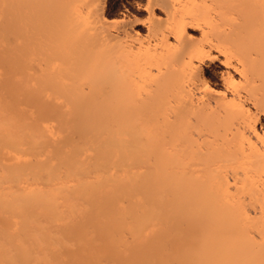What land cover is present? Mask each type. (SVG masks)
<instances>
[{"label": "bare ground", "instance_id": "obj_1", "mask_svg": "<svg viewBox=\"0 0 264 264\" xmlns=\"http://www.w3.org/2000/svg\"><path fill=\"white\" fill-rule=\"evenodd\" d=\"M11 1L27 3L26 2L27 0H11ZM29 1L31 0H28V2ZM59 1L65 3L67 6L68 5H71L74 7L76 6H86L87 7L88 6V10L91 9L92 7H95V9L97 8L96 9L97 12H99L98 6L100 5L99 2H101V0H59ZM214 1L216 4H218L217 7L219 8L220 13H218L217 15L218 18L216 16L217 20L214 19V22H210L213 19L208 20L207 15L205 14L206 12L205 10L208 9L207 7H209V5L207 4L204 5L201 0H168L169 9H168V12L166 13L163 12L164 13L163 16L165 17L164 21H159L160 20L159 19L157 20V22L155 23L153 22L154 25L152 28L147 29L148 34L156 33L160 38L159 43L161 44L160 49L162 51V54L157 59L155 58L153 59L150 54L146 53L145 56L147 55H150V56H147L148 58L145 57L146 61L144 62L143 65L138 64L139 62L140 64L142 63L141 62L142 58H140L141 61L138 60L139 58L138 59L136 58L139 61L138 63L137 61L135 62L130 61V60L126 61L124 59V62L125 61L126 62L125 63L122 62L121 64V61H123L122 59L119 65L116 60L115 63L112 62L113 64H116V66L115 67L113 65L110 66L111 68L114 67L113 70L109 66L106 68L103 67L104 64H101V61H100V64L97 65V67L100 66V68L97 69V71H95L94 79L96 81L95 80L92 81V82L94 81L97 82L100 87L98 89V85H96L97 83H95L96 86L94 87L92 86L93 88L90 87L88 89V93L89 91L92 92L91 89H93L94 91L95 87H97L96 90L92 92V94L93 93L95 94V92L96 94L105 93L106 95L105 94L104 95L101 94V95H103V97L107 96L104 98V100H106L105 105L104 107L102 106V108L104 109L101 108L100 110H104L106 112V120H104L103 118L104 120L103 130H105L108 135V136L107 135H104V136H107L108 138L106 137L104 141H101L102 139H100L98 145H95V146H89L91 145L90 143L91 141L89 142L90 144L86 146L85 149L89 150L88 152L91 151V154L94 153V156L89 154L90 155L88 156L89 162L91 160L92 161L90 162L89 165L87 164V162H85L86 165H88V167H86V165L84 164L85 167H83L84 168L83 170H81L82 169L81 166L84 162H82L81 160H75L73 155H76L82 150L83 145L81 144H83L82 142L87 140L88 138L87 136L83 137V138L85 137L87 138H85L84 140L82 139L83 141H81V144L79 145H76L77 141L74 142L75 145L74 144L73 145L70 144L71 146L68 145L70 147H74L75 149V150L72 149L73 158L71 157L62 158L61 154L60 156L58 154L59 149L55 150L54 159L57 160L58 158L59 160H57L58 163L56 165H53L50 163L51 157H50L49 162H47L46 160L40 159V156L42 154V150H41L42 144L44 143L43 140H44V137L46 136L43 134L42 131L41 132L34 131L35 133H32V135L28 134L31 132V130L30 132L25 131L24 129L21 131L20 129L21 122H20L19 116L16 120L0 122V213L1 212L3 214L5 213L7 218L9 216L10 219H13V218L18 219V218L23 217L26 219L28 218L29 221L30 219L33 220V215L35 216L34 212L35 210H38V209L44 210L45 213L48 212L51 214L53 212L52 215H54V213H57L56 212V209H57L56 199L58 196L57 193L63 191V189H64L63 193L65 192V189H66V192H68L69 191L68 189H71V188H72V191L74 190V192L75 191L77 192V190H79L81 194L83 195L85 194L86 197H88L91 194H93V191H94L92 190L94 188L92 186V183L93 184L95 183V185L99 187L102 185L104 186V184L109 183V181L114 182V183L118 182V180L121 179L122 177L121 174L123 172L124 173H128V171L130 172V165H131L130 163L132 162L137 163V160L138 159L141 160V158H143V161L150 158L149 160L151 161V158H152V162L154 161L155 164L154 163H151V164L154 168L155 167L156 168L154 169L152 168V166H150V168H152L151 171H153V169L154 171L153 173L151 171L149 173H152V175L156 176L154 177L155 182L153 181L152 175L148 173L149 176L151 175L150 176L151 179L149 180H152L154 183L150 185L152 181L151 182L147 181L149 183L150 188L143 195V197L149 194L148 196L149 198L145 197V199L146 200L148 199L149 202L145 201L148 204L146 206L145 204L143 205L144 207L143 214H137L129 218L130 227H129L128 235L130 238L128 239H131V240L136 239L137 241L138 237L140 236L142 237L144 236V234L150 231H151L150 235H152L153 230L168 231V223L170 221L168 222L167 219L170 214L166 216L167 218L165 219L163 216L164 214L161 215L160 214L161 211L159 212L158 210L165 209V211H167L166 209H168L169 207L173 209L174 207H171V204L172 203L174 204V202L171 203L170 201L171 204L169 203L170 205L168 207L169 199L166 201V200H163V198L168 197L169 193L171 194L173 192L174 194L177 193L180 197L183 196L181 200L184 199V201H183V205L181 204L182 202L180 203V205L183 206V211L181 208H179V206L177 207L176 204L179 205V203L176 202L175 207L181 209V211L178 210L176 212L175 210H177V208H174L175 209L174 212L176 213L174 214V212L172 211L173 214H171V216L169 217V220L172 221V224L170 223L169 224L172 227L173 226L176 227V229H174L173 227L174 229L173 230L172 227L169 226L171 227L170 229H172V232L175 233L174 236H172L173 233L172 235L168 236L169 231L160 232V236L156 241L150 239L152 238V236L151 237L149 236L150 238H148V240L150 239L151 241H155V242H153L151 246L146 247L147 246L145 245L146 240H144L145 243L143 245H145L147 250L144 251V254L142 255V261H143V257H145L144 258L146 260L145 262L149 264H172V262L173 264H264V0H239L242 2L241 4L237 0L236 1L235 0H214ZM151 2L152 0H147V5H150ZM78 8H75V9L77 10ZM75 9L74 11H76ZM210 11L206 13H210ZM97 12H95L94 16L93 14H91L93 18L95 17ZM74 14H73L74 18L77 15H79L78 13H76V15ZM100 14L102 15V13L99 12V15ZM234 14H238L237 19L232 17ZM208 16H211V15H208ZM77 17L81 20L83 18V15L77 16ZM212 17L213 16H211V18ZM200 18L204 23V24H201L202 30L200 32L201 36H199L201 37V39L200 41H195L196 40L195 38L194 40L191 38V36L187 35L186 30L187 29L194 30L193 28L194 26H199L198 20ZM58 19H59V16H58ZM59 20L57 21L59 22ZM74 21L76 20L74 19ZM80 25H82V23ZM59 26L60 25H58V27ZM54 27L56 28L57 26H54ZM149 27H150V24H149ZM61 29H63V26ZM74 31H75L74 27L69 28L68 31H66L65 33L70 36H66L65 38L63 36V38H60L61 42L59 41V44L65 47L71 45L72 47V44L74 43V40H75V36L73 35ZM110 31H113V30H110ZM197 32H198V29H197ZM212 33H215L214 40L210 38ZM153 37L154 36H152V38ZM6 42L8 43L9 40L6 39ZM79 46H81V44ZM150 46L148 48L151 50ZM6 47L8 48V46ZM6 47L3 46L1 50L8 51ZM156 47L158 48V46ZM77 49H79L78 46L76 50ZM40 50L42 51V49ZM83 50L80 51V53H75L72 50L71 53L73 52V57L72 55L69 54L71 56L70 61L72 58L74 59L78 57L79 55H82V57H85L90 54V49H86L85 51ZM155 51H153L154 54L157 53ZM56 53L57 52H55L54 55H57V56L54 57L53 55L54 61H56L57 60L56 58L59 57L58 54ZM129 53L131 52L129 51ZM124 57L125 56L123 55V58ZM63 58L64 57H62V59ZM50 59L52 60V58ZM60 59L61 58L59 57L58 62H60ZM76 59H74V62H77ZM70 61L68 60L65 63L68 65ZM65 63L64 65H66ZM73 66L75 68V65ZM201 66H204V67L213 66V68L215 69V73L218 76V80L220 81L219 86L221 85V90L214 91L213 89L210 88L208 82L204 81V79L203 80L199 79L196 73L200 72L199 70ZM103 68L106 70H104ZM147 68H149L148 69L149 72L150 71L156 72V74L153 75L154 77L153 80L155 81V86H154L155 91L153 90L152 92L154 95L151 94L152 96L148 98H143V99L141 97L138 98L139 95L138 96L136 95L137 97L136 96L131 97L130 90L132 91L131 93H134V91H137L136 90L137 84L135 85V83H132V80H129V78L135 72H137V75H141ZM162 70H165L164 71L165 73ZM137 75L136 74L134 75L135 78L137 77ZM98 81H101V84H99ZM136 81L137 80H135L134 82ZM82 83H85V82H82ZM129 83L130 84L132 83L131 84L132 86ZM75 84L76 83H74V85ZM87 84L89 83L87 82ZM85 85L84 87L83 86L82 87L85 88ZM134 87H136V89ZM78 90H80V88L73 90V92L75 91L76 94H78L77 93ZM97 90H98V93H97ZM79 93H84V91L79 92ZM151 99H156L160 103H158L157 105L149 104ZM9 105L6 107L7 109H9ZM33 106H34L33 108L37 107L35 105ZM51 108L52 107L50 106L43 107V108L38 107V108H35L33 111L37 112V114L40 115L41 118L46 119L47 117H44V116L46 115L47 112L50 113ZM85 108L86 107H84V109L82 110V113L83 111L87 110V108L89 109L91 107H87L86 109ZM0 110H2V107H0ZM96 110L97 109H94L93 107L92 112H95ZM52 112H53V109H52ZM41 113L45 115H43L42 117ZM48 113H47V116L49 115ZM0 114L3 116L2 113ZM8 116H6L7 119H8ZM50 116H48V118H50ZM48 118H47V121L49 123L50 122L49 120L51 119L48 120ZM77 119L78 117L76 118V120ZM54 120L56 121L58 119H53V121ZM89 120H90L89 121L90 124H87L88 121L87 123L85 122L87 125L84 128H87L89 130V129H92L98 126V125H91V120L93 122V119H89ZM59 121L61 122V120ZM24 122L25 121L23 120V123ZM64 122L63 121L61 122V126H62V123ZM12 128H19L20 130L18 129L19 131L17 130V132L12 133ZM57 128L58 127H56L55 129ZM76 128H79V127H76ZM32 130H35V129H32ZM23 131L28 132V133L26 134ZM62 133L64 135L67 132L66 133L62 132ZM84 133H85L84 135H88V133L86 134V131ZM92 134L94 135L93 132H91V135H88L89 136L88 139H90V136H93ZM167 138H168L167 142H169L172 145V151L171 152L169 151L170 153L168 155H167L168 149L166 150L167 152L165 150L161 151L159 149H156L157 151H153V150L148 151V149H146V146H149L150 143L156 142V144L159 145V142L161 144V142L165 141ZM66 143L69 144L71 142L67 141L65 142V145H67ZM92 143L96 144L94 143V141ZM165 144L167 143H164L163 145ZM168 147H169V144H168ZM2 148H5L11 152L7 151L8 153H3L4 151L3 150H2L3 152L1 151ZM46 154L47 153L44 152V155ZM144 157H147V158L145 159ZM5 160H7L10 163L5 162ZM168 162H169V168H170L169 173H168ZM191 163L192 164L196 163V165L198 163L199 166L198 165L197 166L200 167L199 169L198 167L196 168L198 169V171L194 168H189V165L190 167L191 166L193 167L195 165V164L192 165ZM190 169H194V172L196 174L191 171V175H190V171H189ZM168 174L170 175L169 179H168ZM134 175L136 174H133V176ZM157 175L159 178L157 177ZM142 176H141L142 180L140 179L141 183L143 182ZM146 176L147 175L145 174L144 177L147 179L149 176L147 177ZM123 180H127V179H124L123 177ZM133 183L137 184V182L136 183L133 182ZM145 184L147 186V183ZM138 185L140 186V184ZM138 185H137V189L140 188V191H141V188L143 186L139 187ZM129 186H130V183H129ZM146 186L144 185V187ZM89 187H92V189L90 190ZM168 188L172 191L168 192ZM88 189L89 191H87ZM119 189L120 188H118V190ZM137 191L139 192V190ZM101 193L103 194V192ZM77 194L79 193L77 192ZM59 196H63V195H59ZM173 197L171 198L172 201H174V199L177 196L175 198ZM179 199L180 198H178L175 201H178ZM142 200L143 198H141L139 203H141ZM80 203L82 202L80 201ZM163 205H166V206H163ZM91 206H93V202ZM155 206L159 207V209L156 212L151 211L146 214L145 209H148V208L150 209ZM171 210L169 209V211ZM130 215H133V214H130ZM89 219L90 218H88V220ZM94 219H93L94 223L97 224V222H95ZM100 219L102 218L100 217ZM120 219H122V216H120ZM36 220H39V219H36ZM101 222L103 223L104 221H101ZM12 223L13 222H11L10 220L5 221V219L0 218V224L2 225L3 228L4 227L8 228L11 225L14 226V224ZM90 223L92 224V222ZM24 224L26 226L27 223L25 222ZM110 224L111 222L106 223L105 225L102 224L103 226L101 225L100 227L103 230L109 231L107 229H109L108 226L112 225ZM47 225H48V222H47ZM86 225H87V222H86ZM68 226H69V223H68ZM70 231L72 232V230ZM25 232L26 231H23V235ZM80 232H82L85 235L83 231H80ZM80 232L79 234H81ZM2 233L4 234V232ZM62 233L63 232H61V234ZM65 233L67 234V232ZM89 234H91V232ZM87 235L88 234H86V236ZM27 236L30 237L29 234ZM78 236L76 237L78 238ZM84 237L80 236L78 240H76L77 238H74L75 240H73V243L78 244L79 242H81L80 239L82 238L85 239ZM127 237H124L122 234H119L118 231L115 233L111 232V234L106 238L107 243L105 244V247H102L103 249L102 254H104L105 257H108V256L115 257L114 253L110 251L111 249H109V246L114 241L116 242L120 241L119 244L126 245ZM47 238L49 237L47 236ZM70 238H73V237L71 236ZM170 239L176 240V243L175 245H173L174 247L172 248L168 247V242ZM26 242H24L23 244H25ZM92 242H93V238H92ZM28 243H27V246H28ZM47 243L50 244L51 242L50 243L47 242ZM81 243H85V242L83 241ZM131 243L132 242H130V245ZM68 244L69 243H67L66 245ZM20 245L22 247V244ZM72 245L73 247H75L74 244ZM34 246H38V245H34ZM95 246L97 247V245ZM25 247H26V244H25ZM53 247L54 246H52V248ZM65 247H68V246H64V248ZM184 247L186 248L184 249ZM54 248L53 250L55 251L56 249ZM64 248H61V249H64ZM140 248L142 249V247ZM26 249L28 248L26 247ZM51 249L48 250L47 248L46 252L47 250L51 251ZM129 249H133V248H129ZM42 250L44 249L42 248ZM151 251L153 252V256H150ZM52 252H50L51 256L53 254ZM125 252L126 251H124L123 253L126 254ZM15 253H13V255ZM77 253H80V251H78ZM137 253L138 252H136V254ZM58 254H56V256ZM138 254L140 255V252ZM45 255L49 256L50 254H45ZM61 255L63 256L64 254H61ZM90 255H93V254H90ZM16 256H19V255L16 254ZM56 256L54 255V257ZM92 257L95 258L94 256ZM116 257L119 258L120 256H116ZM27 258H29L30 260L31 257H27ZM59 258H61V256H59ZM75 258L78 259L77 256ZM118 258L116 260H119ZM135 258H137V256ZM72 259L74 258H71V260ZM1 260L2 259L0 258V261ZM112 260H115V259L113 258ZM138 260H139V256H138ZM5 261L7 264H17L19 262L18 261L17 263H15V260L10 257L7 258ZM61 261L62 262L64 261L63 258ZM91 261H89V263ZM128 261L127 262L130 263L129 259ZM56 262L54 263L57 264ZM72 262H74V260ZM84 264L86 263L84 262Z\"/></svg>", "mask_w": 264, "mask_h": 264}, {"label": "rangeland", "instance_id": "obj_2", "mask_svg": "<svg viewBox=\"0 0 264 264\" xmlns=\"http://www.w3.org/2000/svg\"><path fill=\"white\" fill-rule=\"evenodd\" d=\"M57 1H58V3H57ZM201 1H202V3L204 5H206V4L209 5V7H207L208 9L205 7L207 9V10H205L206 12H209L211 10L210 13H206L205 12V14L207 15V19L208 20L213 19L210 22H214V19L217 20V18H218L217 15H218V13H220L219 12L220 11L219 8L217 7L218 4H216L214 0H211V2H210V0H201ZM212 1H214V2H212ZM237 1H239V0H237ZM26 2L27 3H25V2L24 3H22V2H14V1H11V0L10 1H8V0H0V10L2 11V12L0 11V14H1L0 15V29H1L0 30V105H1L0 107H2V110H3V112H2V110H0V113L3 114V116L0 114V122L16 120L18 118V116H19L20 122H21V128H20L21 131L24 129L25 131L30 132V130H31V132H30L31 134L28 133V132L23 131L26 134L28 133L29 135H32V133H35L37 131H40V132L42 131L43 134L46 135L44 137V140H43L44 143L42 144V149H41L42 150V154L40 156V159L46 160L47 162H49L50 157H51L50 163L53 164V165H56L58 163L57 160H59V159L58 158H57V160L54 159V154H55L54 151L59 149V151H58L59 153L58 154H59V156L61 154L62 158H66V157L73 158V156H74L75 160H81L82 162H84L82 164V166H81L82 169L79 167L81 170H83L84 169L83 167H85V165H86L85 162H87V164L89 165L90 162L92 161L90 159L91 161L89 162V159H88L89 157L88 156H90V155L94 156L93 152H92L93 154H91V151L88 152L89 150L85 149L86 146H88L90 143H91V145H89V146L98 145L100 139H102L101 141H104V139L108 136L106 131L103 130L104 129L103 122H104V120H106V112L104 110H100L102 108V106L104 107L105 102H106V100H104V98L107 97V96L103 97V95L105 93L96 94V92H95V94L94 93L92 94V92H94L97 87H95L94 91H93V89H91L92 92L89 91V93H88V89L90 87H92V86L94 87V86L98 85V83L95 82L96 80L94 79L95 78V71H97V69L100 68V66L97 67V65L100 64V61H101V64H104L103 67H105V68L108 67V66L110 67L112 65L115 67L116 64H113V63H115L116 60H117V63L119 65L120 61L122 59H123V61H121V64H122V62H124V59L126 61L127 60L134 61V62L137 61V63H138L139 62L138 60L141 61L140 58H142V61H141L142 63L140 64V62H139L138 64L139 65H143L144 62L146 61L145 57H147V56L151 55V57L153 59L154 58L157 59L158 57H160V55L162 54V51L160 49L161 44L159 43V39L160 38H159V36L156 33L148 34L147 33V29L148 28H152L154 23L157 22V20H159V19H160L159 21H164L165 17L163 15H164V13L168 12V9H169L168 8V0H154V1L152 0L150 5H147V0H101V2H99L100 5L98 6V9H99L98 11L100 13H102V15L101 14L99 15V12H97V10H96L97 8L95 9V7H92L91 9L88 10V6L87 7L86 6H76V7H74V6H71V5L67 6L65 3L60 2L59 0H49V1H47V0H44V1H42V0H33L32 1L31 0V1H29L30 3L27 0ZM239 2H240V4L242 3L241 1H239ZM239 2H238V4H239ZM214 4H216V5H214ZM84 7H85V9H84ZM75 8H78V9L76 10ZM74 9L76 11H74ZM161 10H163V11H161ZM77 11H79V12H77ZM95 12H97V13H96L95 17L93 18ZM216 12H217V14H216ZM76 13L79 14L77 16L83 15V18L81 17L82 18L81 20L77 16L74 18L73 14L76 15ZM53 14H54V16H53ZM91 14H93V16ZM208 15H211L213 17L211 18V16H208ZM234 15L232 17L237 19L238 18V14H234ZM58 16H59L60 20L58 19ZM216 16H217V18H216ZM56 19L59 20V22ZM74 19L76 21H74ZM81 23H82V25H80ZM198 23H199L198 24L199 26H194L193 27L194 30H190V29L186 30L187 35L191 36L192 39L195 38L196 39V40L194 39L195 41H200L201 37H199V36H201L200 32L202 30V25L201 24H204L203 21L201 20V18L198 20ZM149 24H150V27H149ZM58 25H60V26L58 27ZM147 25H148V27H147ZM54 26H57L59 29L57 27L55 28ZM62 26H63V29H61ZM73 27H74V30H75L73 32V35L75 36V40H74V43L72 44V47H71V45L70 46H66V47L65 46H61V44H59L60 38H63V36H64V38L66 36H70V35H67L65 32L68 31L69 28H73ZM64 28H65V30H64ZM109 29L113 30V31H110ZM197 29H198L199 33L197 32ZM85 30H87V31H85ZM15 33L16 34L18 33L19 35L18 34L16 35ZM152 36H154L155 38L154 37L152 38ZM210 38L212 40H214L215 39V33H212ZM6 39L9 40L8 43L6 42ZM79 41L82 42V43H80ZM140 41H142V42H140ZM5 43H6V45H5ZM50 44H51V46H50ZM53 44H54L55 47L53 46ZM80 44H81V46H79ZM89 44H91V45H89ZM3 46L4 47L8 46V48L6 47V49L8 51L1 50V48H3ZM77 46L79 47V49L76 50ZM140 46H142V47H140ZM149 46H150L151 50L148 48ZM156 46H158V48ZM80 47H81V49H80ZM93 47H94V49H93ZM39 48L42 49V51ZM58 48H59V50H58ZM71 49L73 50V52H75V50H76L75 53H80V51H82L83 49H85V50L86 49H90V54L85 56V57H82V55L78 56L76 54L78 57H76L77 59L76 58H74V59H76L77 62H74L73 58L70 61V58H71L70 55H72V57H73V52L71 53V51H72ZM154 49L155 50L157 49V50L155 51ZM85 50H83V51H85ZM124 50H125V52H124ZM128 50L131 53H129ZM153 51L157 52V53H155L156 55L154 54ZM3 52H5V53H3ZM55 52H57L56 54H58V56L61 58L60 62H58L59 57L56 58L57 60L55 59L57 62L54 61V57L57 56V55H54ZM125 53H127V54H125ZM146 53H148L150 55L145 56ZM151 53L153 54L154 57L152 56ZM53 55H54V57H53ZM123 55L126 58L125 57L123 58ZM48 57L52 58L53 61L50 58H48ZM62 57H64V58L62 59ZM127 57H128V59H127ZM151 57H149V58H151ZM136 58L137 59L139 58V59L137 60ZM68 60L70 61L71 64L74 63L73 65H75V68L70 63L68 65L65 63ZM63 61H64V63L66 65H64ZM60 64H62V65H60ZM113 68H111V69L113 70ZM72 69H74V70H72ZM86 69H87V71H86ZM111 69H109V70H111ZM148 69L149 68H147L146 70H148ZM151 69H152V67H151ZM81 70L83 71V73H82ZM104 70H106V69H104ZM146 70L141 74L143 76L137 75V72H135L133 74L134 75L136 74L137 77L135 78V76L132 74L131 77L129 78V80H132V83H135V85L137 84L136 85L137 89H136V87H134L137 91H134V93H131L132 91L130 90V96L131 97L139 95L138 98L141 97L143 99V98H148V97L154 95L153 92H152L153 90L155 91V87H154L155 86V81L153 80V78H154L153 75H155L156 72L155 71H150L149 72V70L148 71H146ZM162 71L164 72L165 70H162ZM199 71L200 72H197L196 75H198L200 80L204 79V81L208 82L210 88L213 89L214 91L221 90V85L219 86L220 81L218 80V76L216 75L215 69L213 68V66H211V67L210 66L209 67L201 66ZM139 76H141V77H139ZM140 78L141 79L143 78V79L141 80ZM93 80H95V81L92 82ZM135 80H137V81L134 82ZM81 81L85 82V83H82ZM87 82L90 85L87 84ZM91 82H92V84H91ZM98 82H99V84H101V81H98ZM74 83H76V84L74 85ZM95 83H97V84L95 85ZM84 85H85V88H83ZM99 87L100 86L98 85V89H99ZM78 88H80V90L77 91L78 94H76L75 91L73 92V90L78 89ZM64 91H66V92H64ZM83 91H84V93H79V92H83ZM69 92H70V94H69ZM97 93H98V90H97ZM101 94H103V95H101ZM133 94H135V95H133ZM5 101H6V103H5ZM33 102L36 103V104H34ZM9 103H10V105H9ZM158 103H160V102L157 101L156 99H151L149 104L157 105ZM5 104L9 105V109L6 108L8 105L6 106ZM33 105L37 106L35 108H38V107L39 108H43V107H47V106L52 107L50 113L47 112L49 114L48 116L53 114V115H51L52 117L50 116V118H48L47 113H46V115L41 113L42 117H43V115H45L44 117H47L48 120L51 119V120H49L50 121L49 123L47 121V118L46 119L41 118V116L38 115L37 112L33 111L35 109V108H33L34 107ZM12 107H13V109H12ZM84 107H86V108L87 107H91V108H89L91 110H89L87 108V110L83 111V113H82V110L84 109ZM93 107H94V109H97L95 112H92ZM52 109H53V112H52ZM102 109H104V108H102ZM84 112H85V114H84ZM5 114H6V116L10 115V116H8V119L5 116ZM57 116L60 117V118H58ZM83 116H85V117H83ZM9 117H11V118H9ZM77 117H78V119L76 120ZM73 118H75V119H73ZM88 118L89 119H93V122L91 120V125H98V126L92 128V129H89V130L87 128H84L87 124H90L89 123L90 120ZM103 118H104V120H103ZM53 119H58V120H56V121L54 120L53 121ZM23 120L25 121L24 123H23ZM59 120H61V122L65 121L64 123H62V126H61V122ZM71 120H72V122L74 124L71 122ZM87 121H88V123H87ZM77 122H79V123H77ZM75 123H76V125H75ZM30 124H31V126H30ZM75 126L79 127V128H76ZM54 127L55 128L58 127V128L55 129ZM18 129L19 128H12V133L17 132ZM32 129H35V130H32ZM68 131H69V133H68ZM85 131H86V134L88 133V135H91V132H93L94 135H96L97 137L92 134L93 136H90V139H88L89 136L88 135H84ZM62 132H65V133L67 132L66 134H68L69 136L66 135V134L63 135ZM104 135H107V136H104ZM84 136H87L88 138L87 137H85V138H87V140H89V141L85 140L84 142H82L83 144H81V141H83L85 139V138H83ZM73 137H75V138H73ZM80 137H82V138H80ZM78 138H79V140H78ZM60 139H61L62 142L60 141ZM66 140L68 142H71V143H69V144L66 143L67 145H65V142H67ZM92 140L96 144H93ZM75 141H77L76 145L81 144V145H83L84 149L82 148V150L79 152L80 154L77 153L76 155H73L72 154V149H74V147H70V146L73 145V144L75 145V143H74ZM167 141H168V138L165 141L161 142L162 145L160 144V142H159V145L156 144V142L155 143L154 142L150 143L149 146H151V147L146 146V149H148V151L149 150L157 151L156 149H159L161 151L162 150L166 151L168 149L167 150L168 152L166 151L167 155H168L172 151V145L169 142H167ZM164 143H167V144L163 145ZM84 144H85V146H84ZM168 144H169V147H168ZM68 145H70V146H68ZM1 151L3 153H8L7 151H9V150H7L5 148H2ZM77 151H79V150H77ZM9 152H11V151H9ZM44 152L47 153L48 156H47V154L44 155ZM65 153H67V154H65ZM144 158L146 159L147 157H144ZM84 159H85V161H84ZM149 159L150 158H148L145 161H143V158H141L142 161L138 159L137 163L136 162L135 163L132 162L133 165H132V163H130L131 164L130 165V172L129 171H128V173H124L123 172L121 174L122 175L121 179L118 180L119 183L118 182L114 183V182L109 181V183L104 184V186L102 185L103 187L102 186L98 187V186L95 185V183L94 184L92 183V186L94 188L92 189V187H89V189L90 190L92 189L94 191H93V194H91L88 197H86L85 194L84 195L81 194L79 192V190H77V192L79 193V194H77L76 191L75 192H74V190L72 191V188L68 189L69 190L68 192H66V189H65L64 193H63V191H64V189H63V191L57 193V195H58L57 199H56V204H57L56 212L57 213H54V215H52L53 212L50 214L48 212L45 213L44 210L38 209V210H35V212H34L35 216L33 215V220L30 219V221H29L28 218L26 219V218H23V217L22 218H18V219L17 218L10 219L9 216L7 218L6 214L5 213L3 214L1 212L0 213L1 214L0 218L5 219V221H7V220L9 221L10 220L11 222H13L12 224H14V226L11 225L8 228L4 227L6 230H8V231H6L2 227V225L0 224V235H1L0 236V252H1L0 253V258L2 260L4 259L3 260L4 262L1 260L0 264L6 263L5 260L7 258H9V257L13 258L15 260V263H17L19 261L17 264H19V263L20 264H28V263L29 264H41V263L42 264H46V263L55 264L54 262H56V260H57V262H56L57 264H77V263L84 264V262L86 264H119V263L120 264H145V263L149 264V263L145 262L146 261L144 259L145 257H143L144 263L142 261V255L144 254V251L147 250L146 247L151 246L152 243L155 242L159 238L160 232H168L169 231L168 232V236L172 235V233H173L172 236H174L175 233L172 232V229H173L174 226L172 227L170 225V224H172V221L169 220V217L171 216V214H173V212L175 210L174 208H177L178 206L183 211V206L182 205H183V201H184V199L181 200L182 197H183L182 195H181L182 197H180L177 193H176L177 194L176 195V194H174L172 192L171 194L169 193L170 196L168 195V197H166V198L164 197L163 200L167 201L169 199L168 200L169 201L168 202V207H169V205L172 202H174V204L173 203L171 204V207H174L173 209L169 207L168 209H166L168 212L165 211V209L164 210H158L159 207H157V206L152 207L153 209L150 208L152 210H150L149 208L145 209L146 214L151 212V211L152 212H156L157 210L159 212L161 211L160 214L161 215L164 214L163 216H164L165 219L167 218L166 216H168L170 214L168 219H167L168 222L170 221L169 222L170 224L168 223V231L153 230L152 235H150L151 234V231H150V232L144 234V236H142L143 238L141 236L138 237L137 241H136V239L135 240L128 239V238H130L129 235H128L129 227H130L129 218L133 217L134 215H137V214H143V212H144L143 205L145 204V206H146L148 204L147 202H149L148 199L147 200L145 199V197L149 198L148 197L149 194H147L144 197H143V195L150 188L148 182L152 181V180H149V179H151L150 176L152 175L154 169L156 168V167L154 168L152 166V164H151V163L155 164L154 161L152 162V158H151V161ZM120 160H119V162H120ZM147 160H149L150 162L147 161ZM5 162L10 163L7 160H5ZM134 164H136V165H134ZM88 165H86V167H88ZM192 165H194V166L190 167V165H189V168L196 169L199 166L198 163H197L198 166L196 165V163H193ZM150 166H152V168H154L153 171H151L152 168H150ZM144 167H146V168H144ZM199 168L200 167H198V169ZM169 169L170 168H169V162H168V173H169ZM194 169H190L189 170L190 171V175H191V171L193 173H195ZM198 169H196V170L198 171ZM138 170H140V171H138ZM150 171L152 173H149ZM142 172H144L147 176H149L148 173L151 174V175L146 179L144 177L145 174L142 173ZM125 174H127V175H125ZM133 174H136V175H134L135 177L133 176ZM141 176L143 177V182L142 183L140 181V179L142 180ZM123 177H124V179H127L128 181L127 180H123ZM130 177H132V178H130ZM154 177H156V176L152 175L153 181L155 179ZM157 177H158V175H157ZM134 178L136 180H138V181H136ZM169 178H170V175L168 174V179ZM131 180H132V182H131ZM153 181L150 183V185L155 182V181L154 182ZM126 182H128V183H126ZM133 182H135V183L137 182V184H134ZM129 183H130V186H129ZM131 183H133V184H131ZM145 183H147V186H146ZM138 184H140V186ZM143 184L147 187V189H146V187H144ZM137 185L139 187L143 186L141 188V191H140V188L137 189ZM90 186H91V184H90ZM101 187H102V189H101ZM134 187H136V188H134ZM98 188H99V190H98ZM118 188H120V189L118 190ZM89 189L87 191H89ZM130 189H131V191H130ZM136 189L139 190V192ZM169 191L171 192L172 190H170L168 188V192ZM101 192H103V194ZM140 193H141V195H140ZM72 194L74 196H76V197H74ZM59 195H63V196H59ZM78 196L80 197V199H79ZM82 196H83V198H82ZM176 196L178 198H180L178 201H175V200L178 199ZM172 197L173 198L176 197L174 199V201H172V199H171ZM93 198H94V200H93ZM138 198H139V200H138ZM141 198H143V200H142L141 203H139ZM80 201L82 203H80ZM145 201H147V202H145ZM170 201H171V203H170ZM92 202H93L94 208H93V206H91ZM94 202H96V203H94ZM163 202H165V201H163ZM176 202H178L179 205L176 204ZM74 203H75V205H74ZM90 203H91V205H90ZM180 203L182 205H180ZM98 204H99V206L101 205L102 207L101 206L99 207ZM175 204L177 205V207H175ZM163 206H166V205H163ZM104 207H106V208H104ZM155 208H157V209H155ZM179 208H177V210H175V211L176 212L178 210L181 211V209H179ZM169 209L170 210L172 209V210L169 211ZM96 211H98L100 214L98 212H96ZM162 211H163V213H162ZM110 212H112V213H110ZM176 212H174V214ZM105 213H106V215H105ZM46 214H48L49 216L46 215ZM130 214H133V215H130ZM45 215H46V217H45ZM93 215H95V216H93ZM123 215H124V217H123ZM120 216H122V219H120ZM100 217L102 219H100ZM88 218H90V219L88 220ZM36 219H39L40 221L36 220ZM53 219H55V220H53ZM93 219L95 220V222H97V224L94 223ZM25 220H27V221H25ZM101 221H104V222L102 223ZM25 222L27 224H29V225L26 224V226H25V224H24ZM47 222H48V225H47ZM86 222H87V225H86ZM90 222H92V224ZM109 222H111V224H112V225L110 224L111 226H108L109 229H107V230H109V231L101 229L100 226L102 224L105 225L106 223H109ZM68 223H69V226H68ZM88 223L91 224V225H89ZM94 225H95L96 228L94 227ZM113 225H115V226H113ZM83 226H85L86 228L83 227ZM169 226H171L172 229H170L171 227H169ZM40 227H41V229H40ZM81 227H83V228H81ZM54 228H55V230H54ZM78 228H79V230H78ZM119 228H120V230H119ZM157 228H159V227H157ZM42 229H43V231H42ZM75 229H77V230H75ZM87 229H89V230H87ZM174 229H176V227H174ZM68 230H69V232H71L70 230H72V232L69 233ZM97 230H99V231H97ZM23 231H26L27 233L25 232L24 235H23ZM80 231H83L85 233V235L82 232H80ZM96 231H97V233H96ZM102 231H103V233H102ZM117 231H118L119 234H122L124 237L128 236L126 238L127 244L126 245L125 244H119L120 241L112 242V244L109 246V249H111L110 251L114 253L115 257H113V256L105 257L104 254H102V251H103L102 247H105V244L107 243L106 238L111 234V232L115 233ZM120 231H122L123 233L120 232ZM2 232H4V234ZM61 232H63V233L61 234ZM65 232H67V234ZM79 232L81 234H79ZM90 232H91V234H89ZM76 233H78V234H76ZM28 234L30 235V237L27 236ZM42 234H43V236H42ZM70 234H72V235H70ZM86 234H88V235L86 236ZM100 234H102V235H100ZM153 234H154V236H153ZM31 235L32 236L34 235V236L32 237ZM47 236L49 238H47ZM71 236L73 238H70ZM76 236H78V238H80V236H83V237L85 236L84 237L85 239L82 238V239H80V241L81 242L84 241L86 244L85 243H81V242H79L78 244L77 243H73V240H75L74 238H77ZM149 236L150 237L152 236V238H150ZM53 237H55V238H53ZM87 237H88V239H87ZM100 237H101V239H100ZM56 238H58V239H56ZM78 238L76 240H78ZM92 238H93V242H92ZM148 238H150L152 240H155V241H151L150 239L148 240ZM10 239H12V240H10ZM97 239H98V241H97ZM144 240H146V243L144 242ZM44 241H45V243H44ZM140 241H142V242H140ZM24 242H26L25 244H26V247L28 249H26L25 244H23ZM47 242H49V243L50 242L51 243L54 242V243H52L53 244L52 245L51 243L48 244ZM130 242H132L131 243L132 247L130 245ZM27 243H28V246H27ZM65 243L66 244L69 243L70 245L69 244L66 245ZM144 243H145V245H147L146 247H145V245H143ZM175 243H176L175 239H170L169 242H168V247L169 248L174 247L173 245H175ZM20 244H22V247H21ZM72 244H74L75 247H73ZM29 245L30 246L33 245V246L30 247ZM34 245H38V246H34ZM51 245L55 247V248L54 247L53 248L56 249L55 250L56 252H58V253L60 252V253L59 254L56 253L53 250ZM95 245H97V247ZM61 246H63V247H61ZM64 246H68V247L64 248ZM77 246H78V248H77ZM12 247H13L14 250L12 249ZM38 247H39V249H38ZM71 247H72V249H71ZM84 247H85V249H84ZM125 247H126V249H125ZM140 247H142V249ZM42 248L44 250H42ZM47 248H48V250L51 249V248L52 249H51V251L47 250V252H46ZM61 248H64V249H61ZM80 248H82V249H80ZM129 248H133V249H129ZM134 248H136V249H134ZM185 248L186 247H184V249ZM15 249H16V251H15ZM22 249H24V250H22ZM83 249H84V251H83ZM91 249H92V251H91ZM52 250H53V252H52ZM128 250H130V251H128ZM135 250L138 253L140 252L141 257H140V255L138 253L136 254ZM11 251H12V253H11ZM78 251H80V253H77ZM93 251L96 253V255H95V253ZM124 251H126L125 252L126 254L123 253ZM50 252L53 253L52 256H51ZM54 252H55V254H54ZM13 253H15V254L13 255ZM31 253H33V254H31ZM83 253H84V255H83ZM16 254H18L19 256H16ZM45 254H50V255L47 256ZM56 254L61 256V258H59L58 255L56 256ZM61 254H64V255L62 256ZM79 254H81V255H79ZM90 254H93V255H90ZM54 255L57 257V259H56V257H54ZM50 256H51V258H50ZM76 256L78 257V259L75 258ZM90 256H91V258H90ZM92 256H94L95 258H93ZM116 256H120V257L118 258ZM134 256L135 257L137 256V258H135ZM138 256H139V260L140 261L138 260ZM150 256H153V252L152 251L150 252ZM27 257H31L30 260ZM64 257H65V259H64ZM49 258H50V260H49ZM62 258L64 260L63 262L61 261ZM67 258L70 259V260H68ZM71 258H74V259L71 260ZM113 258L115 260H112ZM117 258L119 260H116ZM128 259L130 260V263H128L129 262ZM46 260L47 261L49 260V261L47 262ZM73 260H74V262H72ZM91 260H93V261H91ZM135 260H136L137 263L135 262ZM65 261H67V262H65ZM68 261H70V262H68ZM89 261H91V262L89 263ZM172 264H173V262H172Z\"/></svg>", "mask_w": 264, "mask_h": 264}]
</instances>
